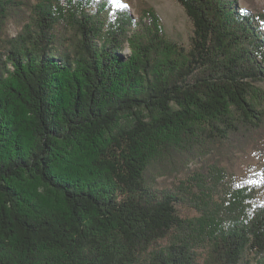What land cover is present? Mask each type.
Masks as SVG:
<instances>
[{
    "label": "trees",
    "instance_id": "16d2710c",
    "mask_svg": "<svg viewBox=\"0 0 264 264\" xmlns=\"http://www.w3.org/2000/svg\"><path fill=\"white\" fill-rule=\"evenodd\" d=\"M176 1L188 48L142 0H0V264H264V197L209 205L264 145V12Z\"/></svg>",
    "mask_w": 264,
    "mask_h": 264
},
{
    "label": "rangeland",
    "instance_id": "374dc122",
    "mask_svg": "<svg viewBox=\"0 0 264 264\" xmlns=\"http://www.w3.org/2000/svg\"><path fill=\"white\" fill-rule=\"evenodd\" d=\"M130 7V12L136 16V6L139 0H121ZM153 7L160 18L166 38L175 42L179 46L188 48L191 37L193 36V23L187 15L184 7L176 0H142ZM241 8H246L254 14L264 12V0H238ZM259 28L264 34V21L259 20ZM7 32L10 36H16L21 30L17 22L9 21L6 24ZM124 52H128L126 48ZM259 85L264 89V82H259ZM264 145H260L254 149H247L245 153H235L225 156L220 160L218 165L222 169V185H218L215 190L212 189V199L210 206H218L227 199H239L244 197V200L253 205L255 200H261L264 197ZM216 158H213L215 160ZM211 160V161H213ZM183 180V178H181ZM179 181H168L167 186L176 191ZM179 189H181L179 187ZM178 189V190H179ZM239 191V192H236ZM238 197V198H237ZM199 207H202L200 202L186 201L181 207L183 216L194 217L198 216ZM251 259V258H250ZM250 264H257L253 259Z\"/></svg>",
    "mask_w": 264,
    "mask_h": 264
},
{
    "label": "snow or ice",
    "instance_id": "6c2138e0",
    "mask_svg": "<svg viewBox=\"0 0 264 264\" xmlns=\"http://www.w3.org/2000/svg\"><path fill=\"white\" fill-rule=\"evenodd\" d=\"M241 11H243V10H241Z\"/></svg>",
    "mask_w": 264,
    "mask_h": 264
}]
</instances>
